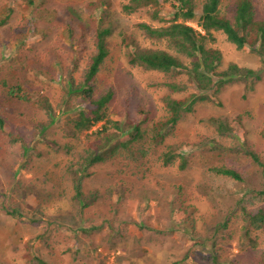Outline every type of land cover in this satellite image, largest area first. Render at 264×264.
Here are the masks:
<instances>
[{
	"label": "rangeland",
	"instance_id": "1",
	"mask_svg": "<svg viewBox=\"0 0 264 264\" xmlns=\"http://www.w3.org/2000/svg\"><path fill=\"white\" fill-rule=\"evenodd\" d=\"M0 1L15 6L20 2ZM90 1L48 0V5L59 9L69 20L72 16L85 21L90 14L85 5ZM127 1L106 0V5L90 14L112 27L107 38L110 52L97 81L101 90H114L105 121L122 123L127 130L120 138L133 133L129 128L136 124L143 134L127 147L117 148L118 158L133 165L136 162L126 153L146 155L145 170L119 171L118 160L94 166L83 184L87 199H74L70 163L84 154L87 140L95 136L86 131L68 135L63 126L69 113L58 115L46 129L36 127L31 120L44 117L34 106L40 95H47L53 102L63 95V77L58 76L52 83L33 82L23 74L24 82L34 86L29 88V102L10 98L0 85V117L4 122L0 127V264H264V230H247L246 221L234 218L241 216V206L264 209V194H258L264 185V172L242 151L215 149V144L225 137L216 131L213 122L218 117L226 120L234 126L233 140L260 152L264 159V138L260 135L264 125V39L238 49L225 33L213 32L215 41L207 45L221 53L219 71L236 64L260 70L261 79L235 77L219 87L199 91L187 76L180 77L188 84V90L174 93L175 97L199 92L210 98L196 102L194 111L184 113L176 126L167 131L164 145H179L178 151L188 159V169L181 170L179 161L175 162L177 169L174 165L157 168L148 137L153 124L168 114L163 98L171 92L165 83L174 77L129 61L137 47L164 49L167 45L149 38L139 27L140 22L162 23L152 19L146 8L126 12L123 5ZM194 2L199 15V0ZM236 2L221 0V12L229 16ZM251 2L255 19L264 21V0ZM175 3L164 0V17L173 16ZM49 20L44 24L56 32L64 27L60 17ZM20 22V17L12 18L15 26ZM189 24L196 27L193 22ZM30 37L27 44L37 39ZM91 41L87 35L88 50ZM12 53L13 46L7 43L6 50L0 52V76L10 65L6 60ZM84 62L82 57L81 65ZM103 122L94 125L93 130L101 128ZM110 126L109 123L107 131L113 132ZM220 164L243 170L251 178L243 183L208 170L209 166ZM175 179L182 186L180 192L190 195L189 204L193 206L180 210L177 215L184 219L181 222L167 210L168 202L176 195ZM97 191L96 195L86 194ZM7 206L18 208L23 216L6 214ZM227 217L231 221L220 227ZM32 244L40 249L39 254L31 249Z\"/></svg>",
	"mask_w": 264,
	"mask_h": 264
},
{
	"label": "trees",
	"instance_id": "2",
	"mask_svg": "<svg viewBox=\"0 0 264 264\" xmlns=\"http://www.w3.org/2000/svg\"><path fill=\"white\" fill-rule=\"evenodd\" d=\"M171 1L176 2L171 18H166L162 14L165 7L164 0H128L123 5V9L126 12H133L146 8L152 19L162 23L151 25L147 22H140L139 27L149 38L162 41L167 46L164 49L137 47L131 52L129 61L132 64H139L174 77L173 80L165 83L171 92L163 98L168 114L165 119L153 124L148 137L150 154L157 168L174 165L177 169L175 162L179 161L178 167L181 170H186L189 163L186 156L178 151L180 146L176 144L164 145L167 131L176 126L184 113L194 111L196 102L207 100L210 97L206 93L199 92H191L184 98L175 97L174 93L188 90V84L179 78L187 76L199 91L210 90L215 85L219 87L229 83L235 77L261 79L260 70L242 68L236 64H229L226 70L219 71L221 53L207 45V42L215 41L214 31H221L226 34L228 41L238 49H242L246 44L253 46L257 39H264V21L255 19V9L251 0H237L231 8L229 16L221 12V0H199L201 7L199 15L196 13L194 0ZM106 4V0H92L85 5V8L91 14L94 9H99ZM90 14L89 19L85 21L81 18L74 19L72 16L69 20L62 16L59 9L49 6L48 0H20L17 6L11 5L9 1H0V52L6 50L7 43L13 46V53L9 56L10 60H6L11 63L5 72H2L3 76H0V85L3 90L8 92L10 98L29 102V88L34 89V86L24 82L23 74H26L30 81L39 80L48 83H52L57 80L58 76H62L65 82L63 95L60 99H55V102L45 94L40 95L34 106L40 110L44 117H34L31 119L32 122L36 127L46 129L47 124L58 115L69 113L63 126L68 135L77 136L86 131L95 136L94 139L87 140L84 154L76 162L70 163V169L74 174L75 194L73 197L78 201L83 198L87 199V196L84 195L83 184L84 180L91 175L90 169L94 166L105 164L109 160H118L121 163L118 166L119 171L135 168L140 172L141 169L145 170L143 164L147 158L146 155L132 156L126 153V157H131L136 162L131 165L125 159H120L117 156V148L127 147L131 140L142 137L143 134L139 124H136L129 128L134 131L133 133L132 130L130 131L132 137L128 132V135L120 138L123 131L127 130L123 129L122 123L109 119L105 121L106 109L112 100L114 90L111 87L101 90L97 80L102 65L110 52L107 38L112 33V27L109 24H104L101 18H91ZM17 17H20L22 22L15 26L12 23V18ZM55 17L64 20V27L57 32L53 27L44 24L45 21H52L49 19ZM74 20L76 21L73 22ZM189 22L195 23L196 27ZM32 35L37 39L32 44H27ZM87 35L92 38L89 50L86 42ZM85 51H87L86 54H84ZM181 56L189 60L185 61ZM82 57L85 60L83 65H81ZM86 107L88 109H85ZM101 121H104L101 128L93 130L92 127ZM213 122L216 125V131L225 137L223 142L215 144V149L242 151L251 159L256 168L264 172L262 154L253 149L244 148L233 140L234 126L219 117L214 118ZM109 123L113 132L107 131ZM3 125V118L0 117V127L3 128ZM260 135L264 138V125L260 130ZM208 170L243 183L251 178V174L227 164L211 165ZM150 171L153 172L154 169L152 168ZM173 184L176 185L173 190L176 195L173 200L168 202L167 210L172 217L175 215V219L181 222L184 219L179 218L177 214L182 208L186 210L187 207L192 208L193 206L189 204L190 195L180 192L182 186L179 181L175 179ZM97 193L98 191L86 192V194L95 195ZM190 193L194 192L190 191ZM258 194H264V185L258 190ZM191 196L193 195L191 194ZM241 203L242 199L238 201V204ZM5 208L6 214L23 216V212L18 208L9 206ZM234 218L246 221L247 230L250 228L264 230L263 208L252 210L247 206H241V216L237 215ZM230 221L231 217H227L220 227L227 226ZM32 245L31 249L39 254L40 249L35 244ZM28 252H31L30 248ZM36 259L43 261V258H39V256H36Z\"/></svg>",
	"mask_w": 264,
	"mask_h": 264
}]
</instances>
